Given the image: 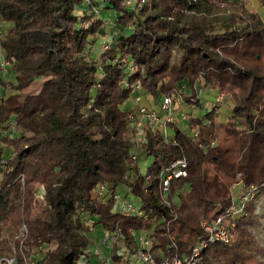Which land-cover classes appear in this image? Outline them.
Masks as SVG:
<instances>
[{
	"label": "trees",
	"instance_id": "16d2710c",
	"mask_svg": "<svg viewBox=\"0 0 264 264\" xmlns=\"http://www.w3.org/2000/svg\"><path fill=\"white\" fill-rule=\"evenodd\" d=\"M256 1L264 8V0ZM90 5L100 18L83 27L89 15L82 0H0V22L9 23L0 33V55L11 76L4 78L0 66V155L9 154L0 168V256L14 248L16 264L31 252L35 264H72L90 242L91 223L118 224L127 243V229L145 230L152 248L178 256L204 237L200 220L225 212L235 182L254 185L255 193L264 186L258 13L240 0ZM102 7L113 11V31L109 48L96 56L91 49L104 29ZM135 80L153 98L177 93L183 105L198 108L201 82L229 95L231 123L217 118V103L201 115L186 110L195 137L168 123L170 133L148 127L135 148L133 107L121 106ZM9 122L13 135L6 132ZM142 155L150 156L143 167ZM177 156L186 160V175L170 179L165 200L159 172ZM98 185L105 186L99 196ZM123 188L139 199L140 214L113 208V192ZM250 204L235 218L231 243L201 248L203 264H264L256 255L264 247L250 228L257 222ZM21 222L25 232L16 237Z\"/></svg>",
	"mask_w": 264,
	"mask_h": 264
},
{
	"label": "built area",
	"instance_id": "2783aa9c",
	"mask_svg": "<svg viewBox=\"0 0 264 264\" xmlns=\"http://www.w3.org/2000/svg\"><path fill=\"white\" fill-rule=\"evenodd\" d=\"M194 1V0H191ZM145 0H121V3L132 8L135 5L144 3ZM82 4L87 9L89 18L86 22H82V26L86 27L88 23L100 18L99 10L96 6L90 5V0H82ZM104 22V21H103ZM110 46V38L107 41L100 43V51H105ZM121 62L126 64L127 70H132V65L127 62L126 58L122 57ZM8 65V62L0 55V66L3 68ZM126 85V81H124ZM200 88H197L199 90ZM145 93L140 87L139 80H135L131 87V99L134 102L133 111L130 113L129 124L132 128L131 140L136 148L138 143L144 137L145 130L148 127L158 128L163 134H168V129L171 127L168 123H172L184 133L195 137L197 134V126L192 125L188 120V113L184 110H177V107L182 103V98L179 94H163L158 98L157 108L149 107L141 102L142 94ZM226 94L223 92L216 93V100L223 98ZM1 131V127H0ZM14 124L8 123L6 132L13 135ZM10 154L12 151L9 152ZM9 154L0 155V168L4 167L5 159ZM186 175V160L183 156H177L171 159L168 164L159 172L160 187L159 192L166 200L169 193V184L172 177H183ZM22 177L20 176V180ZM239 183L241 190L237 197L232 198L230 204L225 212L217 214L211 218L200 220V226L204 230V237L198 238L189 248L186 253L181 255L168 256L160 247L152 248V236L145 230H137L133 228L127 229V237L132 242L127 243L124 234L118 224L110 228H101V241L108 253L103 254L96 247L86 246L79 253L72 264H203L200 259V250L209 242L221 241L224 243H231L234 239L232 227L235 224V218L245 213V204L255 194V186L250 184L242 186L240 180L234 184ZM233 184V185H234ZM105 191V186L98 185L95 193L99 196ZM42 186L38 187L37 196H41ZM114 202L113 208L126 211L133 214H140V201L138 198L130 194L127 188L115 190L113 192ZM175 201L172 199L171 201ZM93 226L91 223L89 227ZM25 232V224L21 222L19 226V233L16 237L21 236ZM112 252L118 256L115 261L112 257ZM34 253L22 256L23 264H35ZM0 264H16V251L12 250L0 256Z\"/></svg>",
	"mask_w": 264,
	"mask_h": 264
},
{
	"label": "rangeland",
	"instance_id": "374dc122",
	"mask_svg": "<svg viewBox=\"0 0 264 264\" xmlns=\"http://www.w3.org/2000/svg\"><path fill=\"white\" fill-rule=\"evenodd\" d=\"M241 3L249 10L251 11H255L258 13V15L260 16L261 20L264 21V8L260 7L257 3L256 0H240ZM102 10H105L103 12H106V9L102 7ZM103 12H101L100 14H103ZM113 11L110 10V13H112ZM79 13V12H78ZM111 20V19H110ZM86 22V21H84ZM9 27V23L7 22H0V33L4 34L5 31L7 30V28ZM113 31V27L109 28L108 30L103 29L102 30V34L101 35H97L96 38H100L102 37V35H107L109 36V33ZM97 45H100V40L95 42ZM8 70L7 68L4 69L3 73H6ZM4 78L7 79H11V76L9 74H5ZM37 85V83H33L30 87H28L27 89H33L35 86ZM198 88H200V90L198 91L199 94V101L201 103H203V107L198 108L195 106H190L188 104H184L183 102L177 107V110H191L192 114L194 115H201L203 114V112L205 111V108H208L210 106H212L213 103H217L218 107H217V118L219 120L222 121H227L229 123H231L230 118L228 117L229 114V106H230V98L229 95H225L223 98L216 100V93L210 88V87H203L202 83L200 82L197 86ZM131 96L129 95V97L127 99H125L121 106L127 107L130 103H131ZM154 102V108H157L158 105V97L154 98L153 100ZM147 159V161L150 160V156L148 157H144L143 155L139 157L140 161V166L143 167V161H145ZM241 190V186L239 183H236L234 185L231 186V195L232 198L237 197V195L239 194ZM175 202L177 201L176 197L174 196L173 199ZM251 201V207H252V211L253 213H255V216L257 218V222L253 223L252 225H250L251 231L253 232L255 239L258 241V243L264 247V186L259 188L257 190V192L254 194V196L250 199ZM3 235H1L2 237ZM87 236L89 237V244L88 246L93 248L96 247L97 249H99L100 252H102L103 254H107L108 253V248H106L104 246V244L101 241V237H102V233H101V228L98 224H93V226L89 227L88 231H87ZM4 237V236H3ZM257 257L260 260L264 261V253H259L256 254Z\"/></svg>",
	"mask_w": 264,
	"mask_h": 264
},
{
	"label": "crops",
	"instance_id": "0c3cea01",
	"mask_svg": "<svg viewBox=\"0 0 264 264\" xmlns=\"http://www.w3.org/2000/svg\"><path fill=\"white\" fill-rule=\"evenodd\" d=\"M113 13V12H112ZM102 16H104V29L105 30H108L109 28L112 27V24H111V20L113 18V14L110 13V11H106V12H103ZM111 19V20H110ZM110 35V33H109ZM109 39V36L107 35H102V37L100 38H96L95 42L100 40V43L103 42V41H107ZM100 45H97L96 43H94L93 45V48L91 49L92 53L95 54L96 56H98V52L100 51V48H99ZM200 90V89H199ZM199 95V94H198ZM154 98L147 92L143 93L142 94V99H141V102L146 104L147 106L149 107H153L154 108ZM134 102L132 101L131 99V103L127 106V107H124L125 109H128V108H131V107H134ZM187 109H185L184 111H186ZM168 132L170 133L171 132V129L169 128L168 129ZM149 161H147V159L145 161H143V165H145L146 163H148ZM138 164L140 166V161H138Z\"/></svg>",
	"mask_w": 264,
	"mask_h": 264
}]
</instances>
